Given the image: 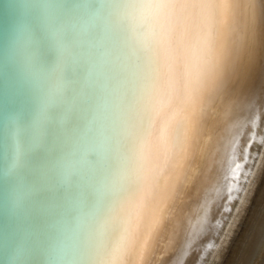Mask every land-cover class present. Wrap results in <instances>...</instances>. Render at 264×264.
I'll return each mask as SVG.
<instances>
[{
	"label": "bare ground",
	"instance_id": "bare-ground-1",
	"mask_svg": "<svg viewBox=\"0 0 264 264\" xmlns=\"http://www.w3.org/2000/svg\"><path fill=\"white\" fill-rule=\"evenodd\" d=\"M263 262L264 0H0V264Z\"/></svg>",
	"mask_w": 264,
	"mask_h": 264
},
{
	"label": "clouds",
	"instance_id": "clouds-1",
	"mask_svg": "<svg viewBox=\"0 0 264 264\" xmlns=\"http://www.w3.org/2000/svg\"><path fill=\"white\" fill-rule=\"evenodd\" d=\"M189 95H191V92ZM183 104L184 101L177 102L176 104H169L161 111L157 132L158 140L162 142L170 140L172 129L181 116Z\"/></svg>",
	"mask_w": 264,
	"mask_h": 264
},
{
	"label": "rangeland",
	"instance_id": "rangeland-1",
	"mask_svg": "<svg viewBox=\"0 0 264 264\" xmlns=\"http://www.w3.org/2000/svg\"><path fill=\"white\" fill-rule=\"evenodd\" d=\"M263 264H264V262H263Z\"/></svg>",
	"mask_w": 264,
	"mask_h": 264
}]
</instances>
